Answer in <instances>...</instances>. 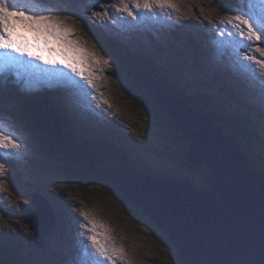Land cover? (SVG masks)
Returning a JSON list of instances; mask_svg holds the SVG:
<instances>
[{
  "label": "rangeland",
  "instance_id": "obj_1",
  "mask_svg": "<svg viewBox=\"0 0 264 264\" xmlns=\"http://www.w3.org/2000/svg\"><path fill=\"white\" fill-rule=\"evenodd\" d=\"M91 1L101 6L95 14L98 19L89 21L86 18L85 22L82 21L81 26L76 23V20H80V15L73 0H53L52 6L57 9L54 15L62 21H66V18L61 15V8L69 9L70 15L73 17L72 22L75 25L73 32L80 34L82 39L89 40L91 48L100 54L103 60L108 61L104 80V84L108 86V91L106 87V91H103L101 95L93 94L94 100L99 104L98 107L95 106L96 111L88 110L90 115H87L85 119L91 126H98L101 131H105L111 134L112 137L119 139L117 144L121 145L127 152L130 162H134L132 165L135 168L133 169L141 172L142 169L150 167V170L154 172H158L157 169H159L160 173L157 174L187 175L190 179H194L196 183L202 182L200 172L193 173L181 164V158L184 156L186 149L184 140L176 138L173 128L168 124L150 116L143 108L132 102L130 95L123 89L125 85L123 74H119L117 66H114L118 57L105 43L96 40L98 37L97 34L92 33L94 30L103 34L112 45L118 46L116 47L117 50L124 51L129 59L138 58L140 59L138 62L161 73V81L165 85L166 91L180 97L179 99L186 104L196 101L199 107L203 105L208 107L210 111H212L210 106L220 107L222 111H226L224 113L227 115V119L233 120L238 127H244V121L250 118L262 128L261 120L264 123V97L257 98L259 92L253 91V87H256L258 82L239 64L235 56L237 46L228 59L217 56V52L223 51L227 54V48L219 50L213 46V43L217 40L225 41L224 38H230L228 42L236 40L235 36L228 37L225 35L220 37L219 33L224 31L221 22L223 21L226 24L227 20L236 14L234 9L240 6L238 0L227 2L231 11L225 15H218L217 0H186V7L182 10L184 14L181 16V23L178 25L179 31L177 34L179 35L171 34V37L168 38V36L157 37L153 33L156 36V43H153V45V35L148 30L141 35L135 34L123 38L120 33L119 36H114L113 33L117 29L109 22V17L113 14L127 15L123 11V7L125 4L130 5V0H116L117 10L115 11L109 9L110 0ZM14 2L17 5L24 6L28 3V0H14ZM163 8H167L168 15L159 28L166 30L169 28L167 22L171 18V8L169 5H164ZM106 9L107 11H105ZM79 12L83 15H89V12L85 10ZM204 19L209 20V22L204 23ZM258 43L261 47H264V37ZM168 45H171L170 48ZM217 46L221 45L217 44ZM138 51H142L147 56L139 54ZM249 54L247 52L241 53L242 56ZM186 64L187 68H185ZM257 70L261 76H264V65L258 64ZM85 74L93 81L90 87H96V81L90 72L85 70ZM221 76L224 77L219 80L218 77ZM82 88H84V91L87 90L85 85H82ZM225 93H235V97L246 105V107L242 105V109L248 111L251 116L245 112L235 115L238 107L234 99L228 102L225 101V104L221 105V98L224 97L225 99L224 95H227ZM80 94L82 93L77 90L65 92V96L68 98L65 104L70 109L69 113H71L73 120H76L75 116H81L77 109L80 105L75 102L78 101ZM86 95L87 92L85 91L81 96L85 97ZM252 104L256 106L262 116H257L251 111L249 106ZM20 106L25 113L22 105ZM62 110L65 111V108L63 107ZM3 112L7 115L5 111ZM99 112L100 115H98ZM12 118L23 133L27 149L19 160L13 159L14 164L5 163V169L9 166L11 171L7 172L5 170L0 173V208L15 207L19 212L17 216L22 218V221L11 214L14 210L7 209L8 216L7 218L4 216L5 222L12 220L18 222L14 224L15 229L31 241L32 246L37 248L34 257L39 259L40 262L35 258L32 259V262L23 257L16 258L24 259V264H68L71 261L69 257L72 255L75 256L74 264H78L81 248L78 252L73 248L72 254L67 256L64 261L57 258L60 255H68L70 251L67 235L55 233L50 237H46L44 241L42 236L52 225L51 217L53 216L51 208L44 211L41 206L47 204V201L41 190L38 189L40 188L39 184L43 183L44 179L58 177L56 163H60L58 160L60 154H53L56 142L53 141L50 144L52 135L46 133L41 126L34 125L28 118L23 119L21 116ZM107 119L112 120V122L110 123ZM160 128L163 130H160ZM172 137L176 139L174 143ZM126 138L130 141L129 145L125 141ZM243 141L247 140L243 139ZM44 144L51 148L49 152L45 149ZM250 148L252 149V147ZM255 148L258 149L259 147L255 146ZM244 150L247 152L246 149ZM262 165L260 171L263 173L264 163ZM47 181L49 180H44V182ZM64 189L66 191L64 193L66 201L69 197H72L76 205L83 206L81 213L84 224H88L87 235L96 234L98 239L110 248L123 249L119 256L114 257L116 264H172L171 256L163 246V249L167 252L161 257L162 247L153 238V232L150 228L140 226L131 219L125 211V202L113 198L106 186L99 185L96 191L91 189L87 193L88 202L84 200L80 190ZM7 199H11V202L9 203ZM1 200H4V204L1 203ZM65 209L66 207L60 210L61 217L63 221L68 222L69 217L64 215ZM17 211L16 213H18ZM3 213L5 212L0 211V214ZM85 213H87V216L84 215ZM25 217L34 228L26 220L24 221ZM70 222L69 227L73 224L72 220ZM93 227L96 229L95 233L90 231ZM10 228L12 229L13 225H10ZM4 230L0 224V258L10 260L12 255L21 250L22 244L17 240L19 235L14 238L7 237L3 234L5 233ZM65 232L67 233V230ZM3 241H6V243ZM15 245L17 250L11 252L10 249ZM76 246L81 247V244L77 242ZM2 249H5L7 253ZM104 264H111V261H105Z\"/></svg>",
  "mask_w": 264,
  "mask_h": 264
},
{
  "label": "water",
  "instance_id": "obj_2",
  "mask_svg": "<svg viewBox=\"0 0 264 264\" xmlns=\"http://www.w3.org/2000/svg\"><path fill=\"white\" fill-rule=\"evenodd\" d=\"M154 96L167 113L152 104L147 107L155 112L154 118L168 124L187 141V162L210 171L211 188L199 192L187 184L175 183L162 186L159 192L129 180L143 178L129 166L110 167L106 172L116 179L121 191V186L128 190L129 193L122 192L140 209V214L151 219L160 233L169 237L183 264H264L262 177L256 175L250 162L235 149L221 128L194 121L189 113L175 110L156 93ZM18 97L25 112L32 115V123L47 128L44 130L51 136L49 117L43 118L25 97ZM176 104L182 105V101L178 99ZM57 154L63 156L59 150ZM58 160L60 164L56 165L66 163L65 159ZM112 177L111 180H115ZM25 220L30 224L27 218Z\"/></svg>",
  "mask_w": 264,
  "mask_h": 264
},
{
  "label": "snow or ice",
  "instance_id": "obj_3",
  "mask_svg": "<svg viewBox=\"0 0 264 264\" xmlns=\"http://www.w3.org/2000/svg\"><path fill=\"white\" fill-rule=\"evenodd\" d=\"M238 3L240 6L234 9L236 14L231 16L226 24L221 22L224 31H221L219 36L236 37L235 41H229L228 44L237 46L235 56L239 64L259 83L261 94L264 96V76L257 70L258 64L264 65V47L258 43L264 37V0H238ZM52 4L53 0H28L26 5L20 6L14 0H0V81H3L9 72L19 70L23 57H28L29 61L62 66L71 74L85 78V49L68 40L71 29L65 27L64 21L54 15L57 9ZM164 5L174 7L171 0H135L134 7L137 11H133L128 4L124 5L123 11L135 21L137 17L154 11L159 15V9ZM141 9L146 11H139ZM228 44L220 41L222 47H227ZM46 52L50 55H45ZM242 52L250 54L242 56ZM93 58L100 63L98 58ZM103 64L107 65L108 61L104 60ZM65 78L70 89L77 87L68 73L50 74L43 81L22 83L17 80V83L20 84L21 91L33 93L38 90L40 83L47 87L52 81H56L64 87L62 82ZM92 83V79L87 78V84ZM26 149L23 133L13 118L0 108V161L20 159ZM4 171L5 163L0 162V173ZM84 215L87 216V213ZM81 229V236L85 238L81 240L78 264H104L105 261L116 264L114 257L119 256L123 249L110 248L101 242L96 234L88 236V224L81 225ZM90 231L95 233V227Z\"/></svg>",
  "mask_w": 264,
  "mask_h": 264
},
{
  "label": "trees",
  "instance_id": "obj_4",
  "mask_svg": "<svg viewBox=\"0 0 264 264\" xmlns=\"http://www.w3.org/2000/svg\"><path fill=\"white\" fill-rule=\"evenodd\" d=\"M224 1L225 0L217 1L219 13H225L229 9L227 5L223 4ZM61 12L70 15V10L68 9H62ZM112 46L117 54L121 57L120 59L117 58L118 60L114 66H117L119 74H123L122 77L124 78L125 84L123 89L130 95L132 102L138 107L143 108L146 113L153 117H156V114L154 111L150 110L149 107H147L149 104L154 105L156 109H159L164 114H166L167 111L161 107L159 100H157V98L154 96L156 93L154 87L159 88L158 82L162 83L157 70L155 71L154 69L147 67L146 65L138 62L137 59H129L124 51L117 50L116 47L118 46ZM151 61H153V59H151ZM0 88H2V90H0V108H2V110L11 117L21 116L23 119L26 117L32 121V115H28L26 112L24 113V111L21 109V101L18 97L20 94L9 85L1 86ZM26 97H29L25 99L31 105L38 108V110L43 114V118L49 117L50 133L52 135L50 143L52 144L53 141L56 142V146L54 148L55 151H53V154H57V151L59 150L64 156H60V158L62 160L65 159L66 161L64 165H56V173L58 174V177L55 178V182L64 184V186H66V188L69 190H80L85 200L88 199L87 193L91 189L96 191L97 188H99V185L106 186L110 194L113 195V198L117 199L118 201L125 202V211L131 217V219L137 222L140 226L150 228V230L153 232V238L170 254V259L172 260L171 263L183 264L180 254L178 253V249L174 248L173 245L169 243L171 242L169 237H166L164 234L160 233L161 230L159 227L155 226L151 219H147L140 214V209L135 208L133 203L128 200V198L122 192L125 191L128 193V190L122 189L121 191V188L117 186L118 182H116V180H111L112 176L108 175L106 172V169L110 167L121 168V166H128L129 162L127 159L123 160L121 158L122 151L124 150H122L120 147H117L112 141H104L103 143L102 141L96 140L91 142L93 146L84 145L85 147H83L82 143H87L86 140H84L82 136L78 138L75 134H71L66 130L64 121L61 118H57L55 116L53 107L51 105L52 103H50L49 100L44 101L41 98L37 99L31 96ZM160 98L163 97L161 96ZM195 113L196 114L192 115H195L196 118H198L202 123H205L210 127H212L211 124L213 123L212 125H217L218 129L221 128L233 143L235 149L245 156L250 162V165L256 172V175H258V177L264 178V172L262 173L260 171L263 165L257 160L252 149L247 147L245 141H243V139L245 140V137L242 136V133L233 128L225 119L221 118L217 114H209L205 109L198 107ZM256 115L260 116V114L257 112ZM160 130L163 129L160 128ZM174 132L173 133L175 134L176 138H181L184 140L182 135L176 133L175 130ZM172 139L174 143L176 139L174 137H172ZM184 142L186 143V151L188 143L185 140ZM44 147L48 152L51 149L47 147L46 144H44ZM243 148L246 149L247 152ZM116 153H118L119 156H117ZM181 164L185 165L187 169L193 173H201L202 182H200V184L197 186H193L195 190L197 189L199 192H204L211 188L212 182L210 178V171L207 168H196L189 165L185 158V152L184 156L181 158ZM127 175L130 176L129 174ZM147 175L152 177L151 173H147ZM158 176L166 178L169 175L159 174ZM186 179L188 180V178ZM163 247L161 257H163L167 252L163 249ZM2 250L5 251L4 249ZM5 252L7 253V251ZM15 263L18 264L16 260Z\"/></svg>",
  "mask_w": 264,
  "mask_h": 264
},
{
  "label": "clouds",
  "instance_id": "obj_5",
  "mask_svg": "<svg viewBox=\"0 0 264 264\" xmlns=\"http://www.w3.org/2000/svg\"><path fill=\"white\" fill-rule=\"evenodd\" d=\"M143 2V1H142ZM186 4H187V1L186 0H181L179 2V4L176 6L175 10L173 11L172 15H171V18L170 20L167 22L169 28H167L166 30H163V29H160L159 26L165 21H160V22H156V21H148L146 18H147V15H142L140 17H137V20L133 21L131 17L128 16V21L126 20H123V23L125 24H128L132 27H136L137 24L143 20L144 23H142L140 25V28L143 29V30H148L152 33L153 35V39H152V45L153 43H156L155 42V38L156 36L157 37H166L168 36L171 37V34H175L176 36L179 35L177 34L178 31H179V28H178V25L181 23V16H183L184 12L182 11L183 9H185L186 7ZM134 7V4L132 5ZM135 9V7H134ZM135 11H137L135 9ZM141 12H144L146 10H139ZM204 21H209V20H204ZM169 30V32H167ZM155 33L156 36L153 34ZM127 36H130V35H134V34H126ZM181 40V39H180ZM159 44V43H157ZM169 48H170V45H168ZM116 56L120 59L121 57L117 54V52H115ZM132 59H137V60H140L138 58H132ZM143 61V60H142ZM257 113H260V111H258ZM231 125V124H230ZM233 128H235V125H231Z\"/></svg>",
  "mask_w": 264,
  "mask_h": 264
},
{
  "label": "bare ground",
  "instance_id": "obj_6",
  "mask_svg": "<svg viewBox=\"0 0 264 264\" xmlns=\"http://www.w3.org/2000/svg\"><path fill=\"white\" fill-rule=\"evenodd\" d=\"M250 81V80H249Z\"/></svg>",
  "mask_w": 264,
  "mask_h": 264
}]
</instances>
